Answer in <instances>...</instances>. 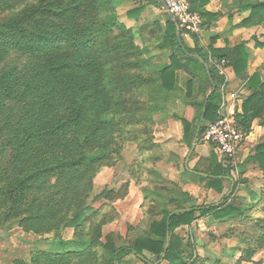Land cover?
Instances as JSON below:
<instances>
[{
  "label": "trees",
  "instance_id": "16d2710c",
  "mask_svg": "<svg viewBox=\"0 0 264 264\" xmlns=\"http://www.w3.org/2000/svg\"><path fill=\"white\" fill-rule=\"evenodd\" d=\"M198 1L192 0L193 10L203 20L214 19L215 15L199 11ZM12 3H0V9L13 11ZM113 4V0H39L0 19V201L10 204V214L20 216L28 230L53 234L48 264L59 263L66 250L87 258L95 255L96 264H121L130 254L145 264H204V258L191 248L192 242H185L176 230L208 214L220 223L239 221L244 225L239 233L243 244L238 247L237 264H264L263 259H254L257 253L264 254V193L245 206L228 199L221 205H198L188 191L169 188L168 201L162 200L157 207L163 216L151 222L146 235L118 244L112 233L103 239L101 222L95 224L92 234L85 231L99 213L98 209L91 213L92 208L86 205L98 167L110 159L114 134L128 122L124 95L147 86V79L137 73L117 75L110 69L117 65L124 68L123 56L139 54L133 48L132 36L112 40L115 26L120 28V35L128 30L113 14L100 16V9ZM88 6L97 10L94 17H85ZM143 8L128 10L127 14L139 15ZM239 9L249 11L240 26L264 23V0H245ZM167 26L165 46L173 52L170 62L158 70L160 85L166 92L179 90L176 72L183 69L191 75L190 97L197 80L198 94L204 96L201 115L196 121L182 122L186 138L193 140L204 113L200 139L219 117L224 76L206 50L191 48L179 38L171 16ZM246 45L212 48V56L226 59L236 76L248 79L250 93L244 97L241 110L236 109V117L249 134L255 120L261 119L264 126V80L258 72L246 76L251 57ZM256 45L263 46L264 42ZM133 64L141 68L145 62ZM254 159L264 172V140L257 145ZM211 164L210 171L186 168V172L222 192L228 179L220 176L231 171L228 158ZM111 194L105 191L104 197L111 198ZM252 195L257 198L255 192ZM177 209L185 210L169 218ZM68 227L74 229L71 239L63 235ZM148 253L156 257L154 262Z\"/></svg>",
  "mask_w": 264,
  "mask_h": 264
},
{
  "label": "rangeland",
  "instance_id": "374dc122",
  "mask_svg": "<svg viewBox=\"0 0 264 264\" xmlns=\"http://www.w3.org/2000/svg\"><path fill=\"white\" fill-rule=\"evenodd\" d=\"M5 1H12L15 8L13 11L0 9V19L35 5L39 0H0V3ZM113 2L111 8L100 9V16L115 15L128 30L124 32L126 35H120V28L115 26L111 33L112 40H128L132 36L133 48L139 54L123 56L121 61H125L124 68L117 65L110 69L117 75L130 76L137 73L147 79V86L124 95L128 122L114 134L110 159L98 167L94 188L86 205L92 208L91 213L97 209L99 213L93 216L92 222H88L85 231L92 234L95 224L101 222L103 239L112 233L118 244L146 235L151 222L163 216L161 208L159 210L157 207L162 200L168 201L171 195L169 188L188 191L195 197L193 202L198 205H221L225 199L229 203L243 206L258 201L264 193V172L254 159L257 145L264 140V126L263 130L257 126L261 119L254 122L256 126L253 125L251 131L254 136L246 134L233 156L222 153L212 143H206L203 136L189 141L182 120L192 122L198 119L204 96L198 94L197 100L193 102L196 104H191L197 80L193 82L189 97L187 81L191 75L183 69L176 72L179 90L166 92L161 88L158 70L170 62L169 55L173 52L172 48L165 46L167 13L156 0ZM140 6L144 8L139 15L128 16V10ZM96 12L94 6H88L85 17H94ZM255 33L257 37H264V26L257 28ZM135 61L145 64L138 68L133 64ZM240 87L236 90L243 98ZM233 106L234 110L237 109L236 104ZM193 128L195 130V123ZM193 142L197 146L188 163L192 170L210 171L212 161L219 162L228 158L231 171L224 176L234 178V189L228 197L226 195L232 187L230 178H226L228 180L224 182V190L219 192L210 187L206 180L186 172V158ZM105 191H112L111 198L104 197ZM253 192L257 198L253 197ZM9 209L10 204L0 201V264H48L47 256L51 250L50 238L53 234L42 235L28 230L21 224V217L10 214ZM243 226L239 225V221L220 223L208 214L197 217L190 225L178 228L176 233L185 242H192L191 248L204 258V264H237L240 257L238 247L243 244L239 233ZM63 235L66 239L73 238V227L66 228ZM148 256L153 262L156 259L152 254L148 253ZM254 259L264 260V254L257 253ZM57 264H96V261L95 255L87 258L66 250ZM121 264L145 263L130 254Z\"/></svg>",
  "mask_w": 264,
  "mask_h": 264
},
{
  "label": "crops",
  "instance_id": "0c3cea01",
  "mask_svg": "<svg viewBox=\"0 0 264 264\" xmlns=\"http://www.w3.org/2000/svg\"><path fill=\"white\" fill-rule=\"evenodd\" d=\"M244 1L245 0H208V2L204 4L202 1L199 0L198 2H196L199 11L208 12L212 15H215L216 17L214 19L205 17L204 29L200 33H191L186 31L185 29L180 30L178 28V35L180 39H182L183 37V40L189 47L196 48V46H198L206 50L208 52V57L210 61L214 59L219 60V58L212 56V48L223 49L225 47H234L242 42H245L247 44V49L251 54L248 63V68L245 74L246 76H250L255 72H258L260 73L262 80H264V45H256V42H264V37L258 35L260 37L259 39L256 33L254 34L257 28L264 26V23L260 26H253L248 28L240 26V23L249 15V11H242L239 9V4ZM158 3L160 7L167 13V15L170 16L163 2L159 0ZM171 54L172 53H170V55ZM225 70L229 77V90L231 88L233 89L231 91H234L241 85L240 88L243 94V98H241L235 103L237 109L240 111L244 97H246L250 93V89L248 87V79L236 76L232 66L228 65V61L225 66ZM219 74L221 75L220 72ZM188 78L189 81L191 77L188 76ZM224 81L220 86L221 96ZM194 85L195 87L193 90V96L190 100V102L192 103L197 100L199 92L198 82L196 81ZM188 107L193 109L192 106ZM257 126L259 127V129L263 130V125L257 124ZM250 134L251 136H254L253 132H250Z\"/></svg>",
  "mask_w": 264,
  "mask_h": 264
},
{
  "label": "built area",
  "instance_id": "2783aa9c",
  "mask_svg": "<svg viewBox=\"0 0 264 264\" xmlns=\"http://www.w3.org/2000/svg\"><path fill=\"white\" fill-rule=\"evenodd\" d=\"M177 27L191 33H200L204 29L203 17L192 8V0H161ZM212 63L217 67L221 75L225 77L222 86V96L219 105V117L215 122L208 125L203 133L206 143L214 144L222 153L233 156L246 133L240 127L236 109L233 104L241 99L237 90L229 91V77L225 70L226 59H214ZM230 101V102H228Z\"/></svg>",
  "mask_w": 264,
  "mask_h": 264
},
{
  "label": "water",
  "instance_id": "95a60500",
  "mask_svg": "<svg viewBox=\"0 0 264 264\" xmlns=\"http://www.w3.org/2000/svg\"><path fill=\"white\" fill-rule=\"evenodd\" d=\"M166 7V6H165ZM203 120H204V113H203V115H202V117H201V120H200V123H199V126H198V129H197V131H196V139L198 138V136H199V134H200V129H201V126H202V123H203ZM196 146H197V143L196 142H193V144H192V146H191V149H190V151H189V153H188V156H187V158H186V167H187V169H189L190 171H193L192 169H190V167L188 166V163H189V161H190V158H191V156H192V154H193V152L195 151V149H196ZM201 174H204V173H201ZM221 178H230L231 180H232V187H231V189H230V191L227 193V195H226V197H228L230 194H231V192L233 191V189H234V178L233 177H226V176H220ZM225 197V198H226ZM221 202H223V200L221 201ZM218 204H220V203H218ZM183 210H185V209H177V210H175V211H173L170 215H169V218H170V216H172L174 213H177V212H180V211H183ZM164 256H165V253L163 254V257H162V259L160 260V261H162L163 259H164Z\"/></svg>",
  "mask_w": 264,
  "mask_h": 264
}]
</instances>
